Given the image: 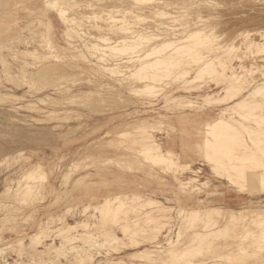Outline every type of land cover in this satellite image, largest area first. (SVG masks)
<instances>
[{
  "label": "rangeland",
  "instance_id": "1",
  "mask_svg": "<svg viewBox=\"0 0 264 264\" xmlns=\"http://www.w3.org/2000/svg\"><path fill=\"white\" fill-rule=\"evenodd\" d=\"M104 1L0 0V264H189L190 260V264H264V239L257 224H252L249 216L230 221L225 216L227 211H264V187L260 189L258 183L264 175V90L260 94L264 89V0H167L169 4L165 0L163 9L151 0L141 10L131 7L130 0H118L121 11H131L124 17L128 20H122L124 26L134 23L136 27L133 33L124 30L114 35L97 31L96 22L89 16L96 6H104ZM110 1L114 0L105 4ZM155 10L158 12L153 13ZM96 31L103 40L96 39ZM163 41L172 43L168 52ZM183 41L188 42L184 45ZM117 48L129 53L121 54ZM160 48L166 50L161 52ZM158 52L167 55V61L171 57L175 63L178 58L180 63L176 60L173 68L175 65L168 61L169 68H161L166 61ZM158 58L163 60L162 66L155 65ZM143 59L147 69L142 66ZM205 63H210L209 73L198 71ZM231 67L237 76L229 89ZM141 68L159 75H149ZM164 68H172V74H163L167 72ZM180 70L188 73L183 79L180 73L177 82L174 72L179 74ZM132 71L139 72V77ZM143 72L145 76L140 75ZM144 78L153 89L150 83L149 87L143 85ZM239 80H244L243 85ZM141 87L143 90L138 91ZM145 88L150 90L145 92ZM254 88H259L253 94L255 100L257 91L263 95L256 102L252 95L248 98L252 101L245 97ZM216 93L223 97L221 101L204 102L205 96ZM242 98L251 101L247 103L250 106L244 102L235 105ZM220 118L226 120L224 125L216 122ZM215 122L230 128L225 126V133L218 128L216 138H212L214 133L207 128ZM251 134L252 138L248 137ZM154 142L165 153L180 155L182 163L190 167L169 168L182 163L177 160L157 165L141 157L140 150ZM217 145L231 150L228 155L233 159L249 160L246 165L234 162L252 174L250 184L225 170L227 167H216L217 158L206 154L218 149ZM223 162L228 164L227 159ZM36 166L44 173H37L35 178L29 173ZM180 209L202 210L201 217L181 223ZM261 216L263 220L264 213ZM181 229L182 234L185 232L184 245L171 248L168 240L176 241ZM196 231L201 232L196 235ZM110 233L116 236L110 237ZM37 235L41 237L34 246ZM198 240L205 245L201 247ZM185 241L191 245L184 247ZM171 249L177 254L182 251L179 261ZM79 256L84 257L82 263L77 261ZM180 256H186L187 261Z\"/></svg>",
  "mask_w": 264,
  "mask_h": 264
},
{
  "label": "bare ground",
  "instance_id": "2",
  "mask_svg": "<svg viewBox=\"0 0 264 264\" xmlns=\"http://www.w3.org/2000/svg\"><path fill=\"white\" fill-rule=\"evenodd\" d=\"M90 1H91V0H90ZM106 1H107V0H106ZM106 1H104V3H102L104 6L101 5L102 7H100V9L97 8V6H96L97 10H96V8H95V9L93 8V11H94V12H92L91 15H89V13H88V15L91 16V19L94 21V23L96 22V23H95L96 25H95L94 27L97 28V31L99 30V31L101 32V34H103V31H105V32L108 31L109 33H112V34H113L114 32H115V33H116V32H124V30H127L126 33H127L129 30L132 32V30L135 29L134 27H136V26H133L134 23H130V22H129L130 24H128L127 26H124L123 21H122V20H126V21L128 20V19H126V18L124 19V17H125V15L129 14L131 11H129V10H127V9H126V11H121V10H123V9H120L119 1H118V0H114L113 2L110 1L111 4L108 2L107 5L105 4ZM126 1H128V0H126ZM150 1H151V0H130L129 2L132 4L131 7H133V5H134V6L140 7L139 9L141 10V8H142V9H143V8L146 9V8L149 6V5H148V4H149L148 2H150ZM155 1H156V2H155L156 4L154 3L155 7L162 8L161 6L165 5V4H163V2H164L165 0H155ZM180 1H181V0H180ZM182 1H183V0H182ZM98 2H99V1H98ZM102 2H103V1H102ZM129 2H128V4H129ZM167 2H168V1L166 0L164 3H167ZM169 2H170V1H169ZM74 3H75V2H74ZM87 3H88V2H86V4H87ZM120 3H121V2H120ZM152 3H153V1H152ZM152 3H151V4H152ZM99 4H100V3H99ZM108 4H109V5H108ZM126 4H127V3H126ZM167 4H169V3H167ZM90 5H91V4H90ZM95 5H96V4H95ZM97 5H98V4H97ZM197 5H198V4H197ZM123 6H124V5H123ZM125 6H126V5H125ZM125 6H124V7H125ZM86 7H89V6H86ZM86 7H85V8H86ZM152 7L154 8V6H152ZM89 8H92V7H89ZM89 8H88V9H89ZM121 8H122V7H121ZM129 8H130V7H129ZM153 8H152V9H153ZM163 8H165V7L163 6ZM163 8H162V9H163ZM88 9H86V10H88ZM119 9H120V10H119ZM149 9H150V8H149ZM137 10H138V9H137ZM183 10H184V9H183ZM89 11H91V9H90ZM150 11H151V10H150ZM152 11H153V10H152ZM156 11H157V10H155L153 13H155ZM164 11H165V10H164ZM141 12H142V11H141ZM144 12H145V11H144ZM157 12H158V11H157ZM161 12H162V11H161ZM194 12H195V11H194ZM132 14H134V13H132ZM157 14H158V13H157ZM162 14H163V13H162ZM189 14H190V13H189ZM191 15H192V14H191ZM127 16H128V15H127ZM129 16H130V14H129ZM182 16H184V15H182ZM83 17H85V16H83ZM131 17H133V16H131ZM131 17H129V18H131ZM186 17H187V16H186ZM85 18H87V17H85ZM89 18H90V17H89ZM137 18H138V17H137ZM142 18L144 19V17H142ZM180 18H181V17H180ZM91 19H90V20H91ZM138 19H139V18H138ZM143 19H142V22H143ZM176 19H177V18H176ZM164 20H165V19H164ZM84 21H85V20H84ZM187 21H188V20H187ZM89 22H90V21H89ZM121 22H122L123 25H121ZM132 22H133V20H132ZM142 22H140V24H141ZM169 22H171V20H170ZM173 22H175V21H173ZM87 23H88V21H87ZM92 23H93V22H92ZM135 23H136V22H135ZM157 23H158V21H157ZM161 23H162V21H161ZM184 23H185V22H184ZM83 24H85V23H83ZM88 24H89V23H88ZM119 24H120V25H119ZM125 24H126V23H125ZM158 24H160V23H158ZM163 24H164V23H163ZM130 25H131V26H130ZM143 25H144V24H143ZM155 25H156V24H155ZM167 25H169V24H167ZM170 25H171V24H170ZM179 25H180V24H179ZM186 25H187V24H186ZM191 25H192V24H191ZM89 26H91V24H89ZM138 26H139V25H138ZM138 26H137V27H138ZM141 26H142V25H141ZM157 26H158V25H156V27H157ZM165 26H166V25H165ZM174 26H175V25H174ZM182 26H185V25H182ZM151 27H153V26H151ZM158 27H159V26H158ZM149 28H150V27H149ZM153 28H154V30H155V27H153ZM162 28H163V30L166 29V28L164 29V27H162ZM169 28H170V27H169ZM171 28H172V27H171ZM196 28H198V27H195V29H196ZM140 29H141V27H140ZM150 29H151V28H150ZM157 29H158V28H157ZM94 30H95V29H94ZM144 30H145V29H144ZM144 30H143V31H144ZM206 30H207V29H206ZM97 31L94 32V33H96V35L99 34V33L97 34ZM130 31H129L128 33H130ZM150 31H152V30H150ZM173 31H174V30H173ZM175 31H176V30H175ZM213 31H214V28H213ZM133 32H134V31H133ZM133 32H132V33H133ZM185 32H187V31H185ZM205 32H206V34H207L208 30L205 31ZM191 33H192V32H191ZM203 33H204V32H203ZM210 33H211V32H210ZM117 34H118V33H117ZM119 34H120V33H119ZM179 34H180V33H179ZM184 34L186 35V33H184ZM194 34H195V33H194ZM196 34H197V33H196ZM260 34L262 35L263 33H260ZM113 35H114V34H113ZM131 35H132V34H131ZM135 35H136V34H135ZM140 35H141V34H140ZM149 35H150V34H149ZM151 35H152V34H151ZM182 35H183V33H182ZM101 36H102V35H101ZM129 36H130V35H129ZM158 36H159V35H158ZM179 36H180V35H179ZM196 36H197V35H196ZM196 36H192V37H194L195 39H198L201 35L198 34V38H197ZM93 37H94V36H93ZM140 37H141V36H140ZM152 37H153V36H152ZM152 37H151V38H152ZM155 37H156V36H155ZM160 37H161V36H160ZM186 37H187V36H186ZM244 37H245V36H244ZM99 38L102 39V38L100 37V34H99V37H96V39H99ZM106 38H108V37H105V39H106ZM136 38H137V37H136ZM142 38H143V36H142ZM151 38H150V39H151ZM173 38H175V37H173ZM187 38H189V36H188ZM205 38H206V37H205ZM207 38H208V36H207ZM211 38H212V37H211ZM211 38H210V39H211ZM100 39H99V41H100ZM105 39H104V40H105ZM108 39H109V38H108ZM128 39H129V38H128ZM131 39H133V37H132ZM144 39H145V36H144ZM146 39H147V38H146ZM150 39H149L148 41H150ZM157 39H158V37H157ZM162 39H163V38H162ZM182 39H183V38H181V41H182ZM184 39H185V38H184ZM184 39H183V40H184ZM195 39H194V40H195ZM102 40H103V39H102ZM102 40H101V41H102ZM121 40H122V42L124 41L123 43H125V41H126V42L128 41V40H126V39H124V40L121 39ZM134 40H136V39L134 38ZM139 40H141V39H137V42H139ZM154 40H156V39L154 38ZM160 40H161V39H160ZM185 40H187V39H185ZM189 40H190V42H191V40H193V39H190V38H189L188 41H189ZM118 41H120V40H118ZM176 41H178V42L176 43L177 46L180 45L179 43H180L181 41H180V40H176ZM179 41H180V42H179ZM188 41H183V44H184V42H188ZM217 41H218V40H217ZM250 41H251V39H250ZM141 42H142V40H141ZM146 42H147V41H146ZM152 42H153V41H152ZM163 42H164V41H163ZM163 42H162V43H163ZM172 42H173V40H172ZM174 42H175V41H174ZM174 42H173V43H174ZM192 42H193V41H192ZM196 42H197V41H196ZM200 42H201V41H200ZM205 42H206V41H204V43H205ZM248 42H249V41H248ZM91 43H92V42H91ZM94 43H95V42H94ZM116 43H117V41H116ZM119 43H121V42H119ZM150 43H151V41H150ZM164 43H165V45H164V44H163V45L165 46V48L168 46V44H169V45H170V44L172 45L171 42H170V43H167V45H166V41H165ZM194 43H195V42H194ZM197 43H198V42H197ZM208 43L211 44V42H208ZM137 44H139V43H137ZM142 44H143V43H142ZM160 44H161V43H160ZM186 44H187V43H186ZM216 44H217V43H216ZM245 44H246V43H245ZM247 44H248V43H247ZM253 44H254V43H253ZM253 44H252V46H253ZM144 45H145V44H144ZM158 45H159V44H158ZM171 45H170V46H171ZM173 45H175V44H173ZM184 45H185V44H184ZM187 45H188V44H187ZM192 45H193V44L191 43V46H192ZM198 45H199V44H198ZM204 45H205V44H204ZM208 45H209V44H208ZM208 45H207V46H208ZM211 45H212V44H211ZM217 45H218V44H217ZM232 45H233V44H232ZM255 45H256V44H255ZM134 46H135V44H133V46H132L131 48H134ZM175 46H176V45H175ZM175 46H172V49H173V47H175ZM193 46H194V45H193ZM219 46H220V45H219ZM233 46H234V45H233ZM249 46H250V45H249ZM114 47H115V46H114ZM114 47H111L110 49H113ZM154 47H156V46L154 45ZM154 47H153V48H154ZM158 47H159V46H158ZM230 47H231V46H230ZM230 47H229V48H230ZM234 47H235V46H234ZM129 48H130V47H129ZM129 48H128V49H129ZM137 48H139V45H138V46L136 45V49H137ZM145 48H146V47H145ZM153 48H152V49H153ZM168 48H169V49H168ZM191 48H192V47H191ZM191 48L189 47L190 50H191ZM221 48H222V46H221ZM235 48H236V47H235ZM249 48H250V47H249ZM117 49H118V51H119L120 48H117ZM125 49H127V47H126ZM157 49H158V48H157ZM160 49L162 50L161 52H164V51H163L164 48H163V49L160 48ZM166 49H167V52H168V51L171 49V47L168 46ZM166 49H164V50H166ZM224 49H225V48H224ZM120 50H121V49H120ZM134 50H135V49H134ZM134 50H131V49H130V51H134ZM137 50H138V49H137ZM142 50H143V49H142ZM155 50H156V49H155ZM190 50H189V51H190ZM192 50H193V49H192ZM211 50H212V49H211ZM219 50H220V49H218V51H219ZM221 50H222V52H223V49H221ZM121 51H122L123 53H122ZM121 51H120L121 54H128V53H129V50H128V52H125L126 50L124 51L123 48H122ZM135 51H136V50H135ZM144 51H145V50H144ZM149 51H150V50H149ZM158 51H159V50H158ZM173 51H174V50H173ZM173 51H171V52H173ZM199 51H200V50H199ZM199 51H198V53H199ZM212 51H213V50H212ZM137 52H138V51H137ZM137 52H134V53L136 54ZM167 52H165V53L167 54ZM196 52H197V51H196ZM215 52H216V51H215ZM30 53H31V52H30ZM130 53H132V52H130ZM140 53H141V51L138 52V54H140ZM142 53H143V52H142ZM142 53H141V54H142ZM150 53L153 54V53H155V52H154V51H153V52L150 51ZM158 53H159V52H158ZM35 54H36V53H35ZM147 54H149V52H148ZM151 54H149V56H150ZM156 54H157V53H156ZM216 54H217V53H216ZM223 54H224V53H223ZM239 54H240V53H239ZM241 54H242V53H241ZM104 55H105V54H104ZM104 55H103L102 58H105ZM132 55H133V53H132ZM136 55H137V54H136ZM136 55H135V56H136ZM144 55H145V54H144ZM153 55H154V54H153ZM153 55L151 56L152 58H153ZM159 55H162L163 58H164L165 56H167V55H165V54H163V53H161V54L159 53ZM186 55H189V54L187 53ZM193 55H194V54H192V56H193ZM196 55H197V54H196ZM202 55H203V54H202ZM227 55H228V54H227ZM237 55H238V54H237ZM105 56H106V55H105ZM120 56H121V55H120ZM123 56H124V55H123ZM130 56H131V54H130ZM130 56H129V57H130ZM142 56H143V55H142ZM146 56H147V55H145L144 57H146ZM149 56H148V58H149ZM168 56H172V54L170 53V55L168 54ZM200 56H201V55H200ZM221 56H222V55H221ZM221 56H218V57H221ZM33 57H34V56H33ZM126 57H127V56H126ZM129 57H128V58H129ZM136 57L138 58V56H136ZM139 57H140V56H139ZM176 57H177V56H176ZM178 57H179V56H178ZM193 57H194V56H193ZM204 57H205V56H204ZM223 57H224V56H223ZM102 58H101V59H102ZM134 58H135V57H134ZM141 58H142V57H141ZM167 58H169V57H167ZM189 58H190V57H189ZM205 58H206V57H205ZM214 58H215V57H214ZM214 58H213V61H214ZM225 58H226V57H225ZM225 58H224V59H225ZM98 59H100V57H99ZM119 59H120V57H119ZM130 59H131V61H132L133 58L130 57ZM144 59H145V58H144ZM144 59L141 61L142 63H143ZM158 59H159V58H158ZM158 59H157V60H158ZM169 59H171V57H170ZM169 59H168V61H170V62L173 63L174 65L176 64V60H178V58H177V59L175 60V63H174V62H173L174 59H172V61L169 60ZM185 59H186V58H185ZM194 59H195V57H194ZM194 59H192V60H194ZM196 59H198V58H196ZM196 59H195V60H196ZM222 59H223V58H222ZM239 59H240V58H239ZM163 60H164V62L166 61L167 64H166V62L164 63ZM163 60H161V62L164 63V64H163L164 66H162V64H160V63H161V62H160V59L158 60L159 62H157V64H156V62H155V65H159V64H160V65L162 66L161 68H163V67H165V66L168 67V61H167V59L164 58ZM195 60H194V61H195ZM242 60H243V59H242ZM254 60H255V59H254ZM118 61H119V60H118ZM120 61H122V60H120ZM128 61H129V60H128ZM131 61H129V62H131ZM134 61H135V59H134ZM137 61L140 62V60H137ZM148 61H149V60H147L146 62H148ZM178 61H179V60H178ZM194 61H192V62H194ZM200 61H201V60H200ZM202 61H203V60H202ZM202 61H201V62H202ZM217 61H218V60H217ZM220 61H221V60H220ZM220 61H218V62H220ZM223 61H224V60H223ZM129 62H128V63H129ZM170 62H169V63H170ZM189 62H190V61H189ZM189 62H188V63H189ZM206 62H207V60H206ZM221 62H222V61H221ZM256 62H257V61H256ZM118 63H119V62H117L116 66L119 65ZM128 63H127V64H128ZM150 63H151V62H150ZM150 63L148 62L147 64L150 65ZM153 63H154V62L152 61V66H153V68H154L155 65H153ZM171 63H170V64H171ZM179 63H180V61H179ZM179 63H178V64H179ZM186 63H187V62H186ZM188 63H187V64H188ZM196 63H197V61H196ZM203 63H204V62H203ZM211 63H212V61H211ZM222 63H223V62H222ZM246 63H247V62H246ZM261 63H262V62H261ZM132 64H134V63L132 62ZM170 64H169V65H170ZM173 64H171V65H173ZM190 64H191V63H190ZM198 64H199V63H198ZM209 64H210V63H209ZM209 64H207V63L203 64L202 66L199 67L198 71H200V72L203 73V71L206 70V71H208V73H209L210 69L207 70V68L209 67ZM212 64H213V63H212ZM257 64H259V63L257 62ZM128 65H129V64H128ZM139 65H140V63L137 64L138 68H139ZM149 65H148V66H149ZM176 65H177V64H176ZM176 65H175V66H171V67L174 68V67H176ZM180 65H182V64H180ZM192 65H193V64H192ZM119 66H120V65H119ZM134 66H136V65H134ZM134 66H132V68H133ZM137 66H136V68H137ZM142 66H143V67L146 66V69H147V65L145 64V61H144V64H142ZM142 66H140V67H142ZM150 66H151V65H150ZM261 66H262V65H261ZM130 67H131V66H130ZM130 67H127V68L125 67L126 69H125V68H124V69H125V70H129V71L133 70L132 68H131V69H128V68H130ZM156 67H157V66H156ZM178 67H179V66H178ZM178 67H177V69H179ZM183 67H184V65H183ZM187 67H188V65H187ZM187 67H185V68H187ZM193 67H194V66H193ZM193 67H192V68H193ZM210 67H211V66H210ZM216 67H217V66H216ZM241 67H242V66H241ZM243 67H244V66H243ZM246 67H248V66L246 65ZM258 67L260 68V65H259ZM134 68H135V67H134ZM138 68H137L136 70H139ZM148 68H149V67H148ZM150 68H151V67H150ZM158 68H160V66H158ZM158 68H155L154 70L157 69V72L160 73L161 71L159 72V71H158ZM161 68H160V70H161ZM165 68H166V67H165ZM165 68H164V69H165ZM168 68H169V67H168ZM185 68H184V69H185ZM263 68H264V67H263ZM263 68H262V69H263ZM141 69H143L145 72L148 71V70H145L144 68H141ZM151 69H152V68H151ZM151 69H149V71H148L147 73L149 74V72H150L151 74L153 73V75L156 76L157 73L154 74V72H151V71H152ZM171 69H172V68H170V71H167V69H165V71H167L168 73L170 72V73L172 74ZM177 69H176V70H177ZM188 69H189V68H188ZM193 69H194V68H193ZM143 70H141V71H143ZM150 70H151V71H150ZM168 70H169V69H168ZM182 70H183V69H182ZM246 70H247V69H246ZM162 71H163V69H162ZM165 71H163V72H165ZM185 71H186V70H185ZM187 71H188V70H187ZM187 71H186V72H187ZM198 71H197V72H198ZM216 71L219 72L218 70H214L213 73H216ZM257 71H258V70H257ZM257 71H256V72H257ZM135 72H138V71H135ZM167 72H166V73H167ZM173 72H174V71H173ZM252 72H253V71H252ZM252 72H251V73H252ZM256 72H255V73H256ZM130 73H134V72L132 71V72H130ZM140 73H141V72H140ZM166 73H163V74H165L166 76L170 75V73H169V74H168V73L166 74ZM174 73L176 74V76H175V74H173V75H171V76H175V81L178 82L179 79L177 80L176 77H177V78L179 77V75H180V73H181V70L179 71V74H177L178 71H177V73H176V72H174ZM187 73H188V72H187ZM187 73H185V74H184V72H183V74L181 73L182 77H181V76H180V77L183 79L184 75L186 76ZM189 73H190V71H189ZM211 73H212V72H210V74H211ZM229 73H230V74H229V78H228V75H227V78H228V80H229L228 83L230 84V86H229L228 88L230 89V87H232V85L234 84L233 79H234V77L237 76V73H236V71H235V69H234L233 67H231ZM248 73H249V72H248ZM259 73H260V72H259ZM137 74H139V72H138ZM137 74L134 73V74H132V75L138 76ZM143 74H144V76H145V73H144V72H143L142 74H140V75L142 76ZM160 74H161V73H160ZM197 74H198V73H197ZM200 74H201V73H199V75H200ZM261 74H262V73H261ZM149 75H150V74H149ZM149 75H148V76H149ZM153 75H151V76H149V77H152ZM158 75H159V74H158ZM158 75H157V76H158ZM202 75H203V74H201V76H202ZM205 75L207 76V72L204 74V76H205ZM248 75H249V74H248ZM252 75H253V74H252ZM201 76H198V75H197L196 77L199 78V77H201ZM212 76H213V75H212ZM224 76H225V75H224ZM224 76H223V77H224ZM244 76H245V75H244ZM138 77H139V76H138ZM149 77H148V78H149ZM153 77H154V76H153ZM153 77H152V79H153ZM160 77H161V76H160ZM160 77H159V78H160ZM196 77H195V78H196ZM242 77H243V76H241V78H242ZM251 77H253V76H251ZM259 77H260V76H259ZM141 78H142V77H141ZM141 78H140V79H141ZM148 78L146 77L147 81H148L149 79H151V78H149V79H148ZM159 78H158V79H159ZM162 78H163V77H162ZM164 78H165V77H164ZM168 78H173V77H168ZM168 78H167V79H168ZM202 78H203V77H202ZM214 78H215V77H214ZM214 78H213V79H214ZM241 78H240V79H241ZM249 78H250V77H249ZM249 78H246V76H245V79H246V80L249 79ZM255 78H256V76H255ZM137 79H138V78H137ZM140 79H139V80H140ZM155 79H157V78L154 77V81H155ZM193 79H194V78H193ZM199 79H200V78H199ZM250 79H251V78H250ZM252 79H253V78H252ZM142 80H143V79H142ZM142 80H141V81H142ZM162 80H163V79H162ZM180 80H181V79H180ZM180 80H179V82H180ZM144 81H145V78H144L143 82H144ZM147 81H146V82H147ZM149 81H150V80H149ZM154 81H152V82H154ZM172 81H173V80H172ZM239 81L241 82V80H239ZM250 81H251V80H250ZM146 82H144V84H143V85H145V87H147V86H148L147 84H149L151 81H150L149 83H146ZM161 82H162V81H161ZM163 82H164V81H163ZM170 82H171V81H170ZM170 82H169V83H170ZM181 82H182V81H181ZM196 82H197V81H196ZM243 82H244V80H242V82H241L242 85H243ZM236 83H237V82H236ZM246 83H249V81L246 82ZM251 83H253V82H251ZM251 83H250V85H251ZM151 84H152V83H150V85H151ZM157 84H160V83H157ZM171 84H172V83H170V85H171ZM238 84H240V83L238 82ZM155 85H156V83H155ZM244 85H245V84H244ZM246 85H247V84H246ZM248 85H249V84H248ZM256 85H258V84H256ZM140 86H141V85H140ZM157 86H160V85H157ZM163 86H164V87H167V86H165V85H163ZM148 87H149V86H148ZM152 87H153V86L151 85V88H152ZM245 87H247V86H245ZM258 87H259V85H258ZM260 87H261V88L263 87L262 84H261ZM142 88H143V87H141L140 89H138V91H139V90H143ZM145 89H146V88H145ZM152 89H153V88H152ZM226 89H227V88H226ZM229 89H228V91H229ZM254 89H255V88H254ZM254 89H253V93H252V92H249V93L247 94L248 97L245 96L246 99H248V98L250 97V95L253 96V94H255V91H256L257 88H256L255 90H254ZM258 89H259V88H258ZM258 89H257V90H258ZM146 90H147V91H145V92H148L150 89L147 88ZM157 90H158V89H157ZM157 90H156V91H157ZM242 90H243V89H242ZM263 90H264V89L262 88L260 94H262ZM154 91H155V89H154ZM231 91H232V90H231ZM231 91H230V94H231ZM233 91H234V90H233ZM233 91H232V92H233ZM239 91H240V90H239ZM242 92H243V91H242ZM259 92H260V91H259ZM238 93H239V92H238ZM240 93H241V92H240ZM256 93H257V94H256L257 97H258V96L260 97V96H263V95H264V93H263V95H258V91H257ZM218 95H219V93H218V94L216 93V94H214V95H208V96H205V98H204V102H205L206 104H212V103H215V102H219V101H221V100L223 99V97L218 96ZM231 95H232V94H231ZM234 95H235V94H234ZM228 96H229V95L226 96V97H227V98H226L227 100H228ZM232 96H233V95H232ZM232 96H231V97H232ZM252 96H251V97H252ZM254 96H255V95H254ZM254 96H253V98H254ZM231 97H229V98L232 99L234 96H233L232 98H231ZM236 97H237V96H236ZM259 97H258L256 100H258ZM253 98H250L251 101H252ZM255 98H256V97H255ZM255 98H254L253 100H255ZM250 99H248V100H250ZM261 99H262V98H261ZM243 100H244V101H243ZM248 100H247V102H246V101H245V98H244V99L242 98V101L240 100L241 102H238V104H235V105H239L240 103H243V102H244L245 104L251 102V101H248ZM256 100H255V102H256ZM229 101H230V100H229ZM229 101H228V102H229ZM259 101H260V100H259ZM261 101H262V100H261ZM224 102H225V101H224ZM257 102H258V101H257ZM221 103H222V102H221ZM262 104L264 105V103H262ZM262 104H261V106H263ZM247 105H249V104H247ZM251 105H252V104H251ZM259 105H260V104H258L257 107H259ZM249 106H250V105H249ZM249 106H247V107H249ZM252 106H253V105H252ZM254 106H256V105H254ZM261 106H260V107H261ZM232 107H233V106H232ZM232 107H231V108H232ZM263 107H264V106H263ZM263 107H261V109H263ZM227 108H228V107H227ZM228 109H229V108H228ZM255 109H256V108H255ZM248 110H249V109H248ZM250 110H251V108H250ZM253 110H254V109H253ZM256 110H257V109H256ZM254 111H255V110H254ZM254 111L251 112V113H254ZM258 111H259V109H258ZM260 112H261V111H260ZM247 113H248V112H247ZM249 113H250V112H249ZM257 113H259V112H257ZM237 114H238V113H237ZM237 114H236V115H237ZM261 114H262V113H261ZM243 115H244V114H243ZM245 115H247V114H245ZM253 115H254V114H253ZM255 115H256V114H255ZM255 115H254V116H255ZM258 115H259V114H258ZM258 115H256V117H257ZM262 115H263V114H262ZM241 116H242V115H241ZM256 117H255V118H256ZM249 118H250V117H249ZM262 118H263V117H262ZM224 121H226V120L220 118V120H219V121H216V122H218V123H219V122L222 123V122H224ZM142 122H143V121H142ZM216 122H215V123H212V124H209V125H208V128H209V129L207 128V131H210V132H213V133H214V131H216V130L219 128V129H221L222 132L225 133V131H223L222 129H224V127H225L226 125L223 126L224 124L222 123V124H223V125H222L223 127H221V125H220V126H217L218 123H216ZM141 124H142V123H141ZM215 124H216V125H215ZM227 125H228V124H227ZM226 127H229V126H226ZM229 128H230V127H229ZM229 128H228V129H229ZM228 129H227V130H228ZM242 129H243V128H242ZM225 130H226V129H225ZM217 131H218V130H217ZM228 131H229V130H228ZM210 132H207V133L210 134V135L212 136L213 133H210ZM222 132H221V133H222ZM249 133H250V132H249ZM230 134H231V133H230ZM214 135H216V134L214 133L213 136H212V138L214 137ZM219 135H221V134H219ZM219 135H217V137H218ZM233 135H234V134H233ZM240 135H241V134H240ZM253 135H254V134H253ZM222 136H226V138L229 139V137H230L231 135H230V136H229V135H223V133H222ZM241 136H242V135H241ZM249 136L251 137L252 134H251V135H248V137H249ZM259 136H260V135H259ZM259 136H256V137H259ZM220 137H221V136H220ZM236 137H238V136H235V139H237ZM214 138H216V136H215ZM221 138H222V137H221ZM251 138H252V137H251ZM207 139H208V138H207ZM218 139L222 141V139H220V138H218ZM230 139L233 140V137L231 136ZM238 139H240V138H238ZM238 139H237V140H238ZM262 139H264V138L262 137ZM205 140H206V138H205ZM208 140H209V139H208ZM219 140H218V141H219ZM237 140H235V141H237ZM256 140H257V138H256ZM259 140H260V139H259ZM209 141H210V140H209ZM226 141H227V140H226ZM211 142H212V141H211ZM222 142H225V137H224V141H222ZM227 142H228V141H227ZM231 142H232V141H231ZM251 142H252V141H251ZM206 143H207V142H206ZM212 143H213V142H212ZM214 143H217V142H214ZM218 143H219V142H218ZM232 143H235V142H232ZM236 143H237V142H236ZM252 143H253V142H252ZM255 143H256V142H255ZM207 144H208V143H207ZM222 144H224V143H222ZM261 144L263 145V142H262ZM210 145H211V144H210ZM220 145H221V144H220ZM220 145H217V146H219L218 149H213V150H211V149H212V146H210V147H207V146H206V148H208V150H209V148H210L211 151L208 152L209 154H206V153H205V154H206L207 156H208V155L211 156V154H212V156L214 155V156H213V160H214L215 158H217V159H215V160H218V163H215V164H217L216 167H218V168H222V169H225V167H227L225 170H227V169L231 170V171H229V172H231L232 174H236L240 179H244V180H246V181L248 182V181L251 179V177H253V176H251L252 174H251V175L248 174V171L245 170V169H246L245 166H237V165L235 164L234 160L236 161V160H239V159H233V158L229 157V156H230V155H228L229 152L232 153L231 150H230L231 147H229V150H230V151H227L228 149L226 150V149H224L225 147L222 148V147H220ZM224 145H225V144H224ZM232 145H233V144H232ZM187 146H188V145H187ZM208 146H209V145H208ZM213 146H214V144H213ZM215 146H216V145H215ZM221 146H223V145H221ZM229 146H230V145H229ZM234 146H236V145H234ZM240 146H241V145H240ZM254 146H255V144H254ZM258 146H259V145H258ZM204 147H205V145H204ZM245 147H246V146H245ZM213 148H215V147H213ZM232 148H233V147H232ZM246 148L248 149V147H246ZM256 148H257V147H256ZM262 148H263V147H262ZM262 148H261V149H262ZM206 150H207V149H206ZM245 150H246V149H245ZM248 150H249V149H248ZM133 151H134V150H133ZM135 151H136V150H135ZM135 151H134V152H135ZM140 151H141V152H140ZM140 151H139V152H140L141 154H143V156H141L140 153H138L137 155H140L141 157H146V158H148L149 161L154 162V164L156 163L157 165H158V164H161V163H163V164H167L169 161H173V162H174V161H177V160H180V161H181V156H180V155H175V157H173L174 155L171 156V154L169 155L167 152H166V153H167V154H166V153L161 149V146H160L157 142H154L153 144H151V145L145 147L144 149H141ZM233 151H234V150H233ZM250 151H251V150H250ZM262 151H263V150H262ZM245 152H246V151H245ZM81 153H82V152H81ZM253 153H254V152H253ZM77 154H78V153H77ZM133 154H134V153H133ZM231 155H232V154H231ZM250 155H251V154H250ZM212 156H211V157H212ZM232 156H233V155H232ZM234 156H236V155H234ZM253 156H254V155H253ZM134 157H135V156H134ZM214 157H215V158H214ZM250 157H251V156H250ZM146 158H145V159H146ZM206 158H207V157H206ZM243 158H246V157H243ZM207 159L209 160L210 157H208ZM226 159H227V161H228V164H227V162H226V163L223 162V160H226ZM241 159H242V158H241ZM246 159H247V158H246ZM246 159H245V160H242V161L239 160V162L242 163L243 165H246V163L249 161V160H246ZM257 159H258V158H257ZM257 159H255V163H256V160H257ZM148 160H147V161H148ZM253 160H254V159H253ZM253 160H252V162H253ZM260 161H261V159H260ZM213 162H214V161H213ZM245 162H246V163H245ZM181 163H182V161H181ZM210 164H211V161H210ZM212 164H214V163H212ZM215 164H214V165H215ZM262 165H264V164H262ZM159 166H161V165H159ZM250 166H251V165H250ZM186 167H187V168L190 167L189 164L182 163V165H173V167H169V168H175V169H178V168H186ZM240 167H241V169H242V167H244L243 170H241ZM263 167H264V166H263ZM212 168H213V167H212ZM218 168H217V169H218ZM248 168H249V167H248ZM250 168H251V167H250ZM167 169H168V168H167ZM40 170H41V171H40ZM170 170H171V169H170ZM181 170H182V169H181ZM239 170H240V171H239ZM248 170H249V169H248ZM261 170H262V169H261ZM177 171H178V170H177ZM227 171H228V170H227ZM258 171H259V170H258ZM253 172H254V170H253ZM37 173H38V174H41V173H42V175H43L44 171H43V168H42L41 166H36V167H34L33 169H31V171H30L29 174H30V175H31V174L34 175L35 178H36V177L38 176ZM249 173H252V172H249ZM220 174H221V173H220ZM255 174H256V173H255ZM40 176H41V175H40ZM44 176H45V175H44ZM28 177H29V176H28ZM32 177H33V176H32ZM32 177H30V178H32ZM256 177H257V176H256ZM258 177H260V176H258ZM25 178H27V177H25ZM42 178H43V177H42ZM233 179H234V178H233ZM233 179H232V180H233ZM256 179L258 180V178H256ZM30 180H31V179H30ZM39 180H40V179L38 178V181H39ZM232 180H231V181H232ZM234 180H235V179H234ZM244 180H243V181H244ZM259 180H260V182H258V183H259L260 185H259V184H258V185L261 186L260 189H262V188L264 187V175H261V179H259ZM33 181H34V180H33ZM235 181H237V180H235ZM246 181H245V182H246ZM35 182H36V180H35ZM229 182H230V181H229ZM236 183H237V182H236ZM239 183H241V182H239ZM239 183H238V184H239ZM248 183L250 184V181H249ZM248 183H247V184H248ZM251 183H254V182L252 181ZM30 184H31V183H30ZM236 185H237V184H236ZM250 186H251V185H250ZM28 187H29V186H28ZM183 187H184V186H183ZM244 187H245V186H244ZM246 188H247V187H246ZM257 188H258V186H257ZM30 189H31V188H30ZM37 189H38V188H37ZM41 189H42V188H41ZM263 190H264V189H263ZM243 191H244V190H243ZM31 193H32V192H31ZM248 193H249V192H248ZM248 193H247V194H248ZM43 196H44V194H43ZM133 196H134V195H133ZM117 198H118V197H117ZM106 200H107V199H106ZM114 201H115V200H114ZM116 201H117V200H116ZM134 201H135V200H134ZM118 202H119V201H118ZM121 202H124V201H121ZM125 203H126V201H125ZM157 203H158V202H157ZM157 203H155V205H156ZM119 204H120V202H119ZM123 204H124V203H123ZM128 204H129V203H128ZM151 204H153V203H151ZM124 205H126V204H124ZM149 205H150V204H149ZM155 205H154V206H155ZM161 205H162V204H161ZM151 206H152V205H151ZM158 206H159V203H158ZM110 207H111V205H110ZM110 210H112V208H111ZM110 210H109V211H110ZM165 210H166V209H165ZM109 211H108V212H109ZM176 211H177V210H176ZM215 211H216V209H215ZM108 212L106 211V213H108ZM201 212H202V210H199V209H191V210L180 209V212H179V215H178V216H179V218L181 219V223H182V221H183V222H187V221H188V222H193V221H197V220L201 217ZM203 212H204V211H203ZM102 213H103V212H102ZM261 213H264V211H263V210H262V211H259V210H258V211H254V212H251V211H250V212H246V214L235 213V212H233V211H227V213H226L225 216H226V218H227V221H230V220L235 219V218H236L237 220H238V219H241V218H244V219L246 220V217H248V216L251 217V220H252V221H251V220H249V221L253 222L252 224H255V225L257 224V226L259 227L257 230H259L260 233H261L260 235H262V237H261V236H260V237H261V239H262V238L264 239V219H263V220L260 219V218L262 217V216H261ZM126 215H127V214H126ZM205 215H206V214H205ZM205 215H204V216H205ZM155 216H157V215H155ZM176 216H177V214H176ZM104 217H106V216L104 215ZM157 217H158V216H157ZM152 218H154V217H152ZM219 218H220V217H219ZM221 218H222V217H221ZM247 219H249V218H247ZM241 220H243V219H241ZM224 221H225V220H224ZM181 223H180V224H181ZM209 224H210V223H209ZM246 224H247V223H246ZM249 224H250V223H249ZM249 224H247V225H249ZM183 225H184V223L182 224V227H183ZM213 225H215V224H213ZM180 226H181V225H180ZM184 226H185V225H184ZM189 226H190V225H189ZM207 226H208V225H207ZM209 226H210V225H209ZM228 226H229V225H228ZM253 226H254V225H253ZM79 227H80V226H79ZM79 227H78V228H79ZM83 227H85V226H83ZM83 227H82V228H83ZM161 227H162V226H161ZM187 227H188V226H187ZM225 227H226V226H225ZM73 228H75V227H73ZM73 228H72V229H73ZM82 228H81V229H82ZM183 228H184V227H183ZM205 228H206V227H205ZM214 228H215V227H214ZM227 228H228V227H227ZM72 229H71V230H72ZM75 229H76V228H75ZM113 229H114V228H113ZM191 229H192V228H191ZM253 229H254V228H253ZM255 229H256V228H255ZM255 229H254V230H255ZM111 230H112V229H111ZM122 230H123V229H122ZM183 230H184V229H183ZM185 230H186V228H185ZM210 230H211V229H210ZM257 230H256V231H257ZM108 231H109V230H108ZM108 231H107V232H108ZM112 231H113V230H112ZM125 231H126V228L124 229V232H125ZM66 232H67V231H66ZM68 232H70V231H68ZM126 232H128V229H127ZM129 232H130V231H129ZM182 232H183V231H182V229H181V230L179 231L178 235H177L178 237H177V240H176V241H174L173 239H172V240H168V244H170L171 248H172V246H175V245H178V246L181 245V247H182V244H183V243H182V239H184V238H182V235L185 233V232H184V233L182 234ZM197 232H198V231L195 232L196 235H198ZM200 232H201V231H200ZM200 232H198V233H200ZM217 232H218V231H217ZM114 233H115V232H114ZM187 233H188V232H187ZM248 233H249V232H248ZM252 233H253V232H252ZM70 234H72V233H70ZM129 234H130V233H128V235H129ZM204 234H205V233H204ZM204 234H202V235H204ZM210 234H211V233H210ZM249 234H250V233H249ZM249 234H248V235H249ZM108 235H109L110 237H112V236H116L115 234H112V233H110V234H108ZM255 235H256V234H255ZM37 236H38V235H37ZM245 236H246V235H245ZM256 236H257V235H256ZM40 237H41V236H40ZM40 237L38 236V237H36V239L33 240L34 246H35V244H37V242H39V240H40L39 238H40ZM110 237H108V238L110 239ZM183 237H184V236H183ZM195 237H196V236H195ZM212 237H213V236H212ZM217 237H218V235H217ZM253 237H254V236H253ZM196 238H198V236H197ZM246 238H247V237H246ZM186 239H187V238H186ZM199 239L201 240L202 238H199ZM210 239H211V238H210ZM248 239H249V238H248ZM111 240H112V239H111ZM113 240H114V239H113ZM200 240H198L199 243H200ZM205 240H206V239H205ZM246 240H247V239H246ZM198 241H195V242H198ZM209 241H211V240H209ZM185 242H187V241H185ZM191 243H192V242H191ZM188 244H189V243L187 242V244H185V245H187V246H184V247H189V245H191V244H189V245H188ZM197 244H198V243H197ZM200 244H201V243H200ZM37 245H38V244H37ZM183 245H184V244H183ZM192 245H193V244H192ZM198 245H199V244H198ZM202 245H203V243L201 244V247H202ZM204 245H205V243H204ZM204 245H203V246H204ZM261 245H262V244H261ZM170 246H169V247H170ZM263 246H264V245H263ZM263 246H262V248H261L262 250H263V248H264ZM181 247H180V250H181ZM199 248H200V246H199ZM238 248H239V247H238ZM243 248H244V247H243ZM50 249H52V248H50ZM53 249H54V248H53ZM58 250H59V249H57V248L55 249V251H57V252H58ZM177 250H179V248H178ZM52 251H53V250H52ZM52 251H51V252H52ZM162 251H163V250H162ZM170 251H172V253L174 252V253L177 254V251H176L175 249H171ZM46 252H47V251H46ZM51 252H50V253H51ZM181 252H182V251H180V253H181ZM50 253H49V254H50ZM178 253H179V252H178ZM180 253H179V254H180ZM44 254H45V253H44ZM51 254H52V253H51ZM176 254H175L174 256H178V255H179V254H177V255H176ZM54 255H55V254H54ZM184 255H185V254H184ZM184 255H183V253H182L181 256H184ZM76 256H77V255H76ZM181 256H180V259L184 258V257L181 258ZM79 257H80V256H79ZM55 258H56V255H55ZM176 258H177V257H176ZM188 258H189V257H188ZM75 259H76V258H75ZM185 259H186V260H185ZM190 259H191V258H190ZM53 260H54V259H53ZM83 260H84V257H82V256H81L80 258L77 257V261H78L79 263H82ZM173 260H174V259H173ZM175 260H176V259H175ZM182 260L187 261L186 256H185V258L182 259ZM182 260H181V261H182ZM75 261H76V260H75ZM120 261H121V260H120ZM177 261H179V256H178V258H177ZM185 261H184V262H185ZM188 261H189V259H188ZM190 261H191L190 263H193L192 260H190ZM174 262H175V261H174ZM116 263H117V262H116ZM121 263H122V262H121ZM190 263H189V264H190ZM123 264H124V263H123ZM172 264H173V263H172ZM184 264H185V263H184ZM214 264H215V263H214ZM216 264H218V263H216Z\"/></svg>",
  "mask_w": 264,
  "mask_h": 264
}]
</instances>
